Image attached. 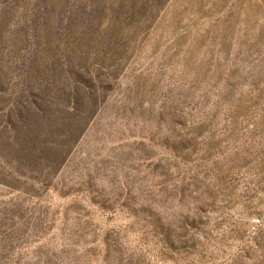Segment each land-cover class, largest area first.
<instances>
[{"label":"rangeland","instance_id":"374dc122","mask_svg":"<svg viewBox=\"0 0 264 264\" xmlns=\"http://www.w3.org/2000/svg\"><path fill=\"white\" fill-rule=\"evenodd\" d=\"M0 264H264V0H0Z\"/></svg>","mask_w":264,"mask_h":264}]
</instances>
